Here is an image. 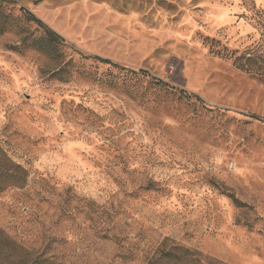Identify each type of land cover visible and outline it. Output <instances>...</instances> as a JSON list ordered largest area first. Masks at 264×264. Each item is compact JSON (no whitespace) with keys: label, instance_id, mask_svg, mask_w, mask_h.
Returning <instances> with one entry per match:
<instances>
[{"label":"rangeland","instance_id":"1","mask_svg":"<svg viewBox=\"0 0 264 264\" xmlns=\"http://www.w3.org/2000/svg\"><path fill=\"white\" fill-rule=\"evenodd\" d=\"M16 1L0 5V264L173 246L264 264V81L213 51L263 40L264 0ZM21 7L64 41L34 48Z\"/></svg>","mask_w":264,"mask_h":264},{"label":"trees","instance_id":"2","mask_svg":"<svg viewBox=\"0 0 264 264\" xmlns=\"http://www.w3.org/2000/svg\"><path fill=\"white\" fill-rule=\"evenodd\" d=\"M36 3L40 2L41 0H35ZM16 0H0V5L3 4H16ZM24 12V16L27 21L38 24L44 30L43 36L40 38H35V40L31 43L34 48L42 50L46 53H49L51 48H54L55 45L64 41L62 36L54 30L51 26L44 23L35 13L32 11L21 7ZM258 25H261V29L264 31V14L259 13L257 14ZM214 53L218 56H223L226 59L230 60L231 63L241 71L256 76L258 79L264 81V39L259 42H254L251 45L245 47L242 51L239 49L236 50H229L227 48H213ZM97 60L99 59L103 63L111 64V61L106 58H101L100 56L95 57ZM140 73H146L140 72ZM164 85L168 86L167 83ZM159 82V83H160ZM184 96L191 98L196 97L197 100L201 101L200 96L196 94H189L184 90H180ZM252 118H257V116H252ZM234 202L238 205H245V203L240 202L238 199L234 198ZM158 256L155 257L151 262V264H199V258L197 257V252L195 253L192 250L184 248L182 246H173L165 249H160L158 251Z\"/></svg>","mask_w":264,"mask_h":264}]
</instances>
